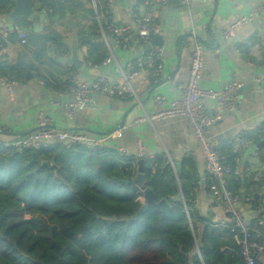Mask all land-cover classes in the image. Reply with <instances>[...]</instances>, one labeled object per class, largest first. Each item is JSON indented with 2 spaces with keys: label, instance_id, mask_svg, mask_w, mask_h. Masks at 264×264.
<instances>
[{
  "label": "crops",
  "instance_id": "1",
  "mask_svg": "<svg viewBox=\"0 0 264 264\" xmlns=\"http://www.w3.org/2000/svg\"><path fill=\"white\" fill-rule=\"evenodd\" d=\"M59 1L61 6L69 8L66 13H63L59 4L55 10L48 6L43 9L40 3L34 1L35 12L45 13L40 42L45 49L49 46V40L60 43L62 47L53 49V52L65 62L71 59L72 44L76 42L79 58L83 62L81 68H76L69 62L60 64L48 60L46 54L38 55L37 49L32 46L31 38L29 44L23 46L17 38L15 26L29 25L33 34V23L24 20L9 25L5 21L8 13L0 11V66H16V71L24 78V81L15 87L13 100L0 82L1 143L28 135L36 129L38 117L44 115L51 118L55 128L59 130L108 137L103 147H111L119 153L123 151L125 157L131 161L138 157L139 143L144 150V160H154L157 155L165 154L175 171L178 163L182 167L184 162L189 161L196 165L197 175L200 180H206L208 188L205 158L188 122L183 118H173L136 123L145 116H153L163 108L169 107L177 98L179 87L187 83L194 46L197 43L206 50L200 81L202 88L221 90L233 80L242 84L238 107L234 112L222 109L210 101L203 102L209 114H222V119L211 127L209 137L218 143L219 151L224 155L229 139L249 141L243 164L246 163L250 171L257 173L256 177L262 173L263 157L259 156L258 152L263 147L257 144L256 139H259L258 134L264 127V44L259 37L260 32L264 34V14L259 15L255 23L239 27L230 43L225 42L223 32L258 6L264 7V0H191L188 8H156L153 11L158 27L156 35L162 37V47L165 50L164 73L160 82L155 85L148 84L140 89V104L132 98L94 95L86 109L74 120H68L59 107L53 106L54 102H68L73 98L71 92L64 90L65 70L72 67L82 79L93 80L104 76L111 84H117L121 70L127 62L134 61L139 55L142 57L143 50H122L114 45V40L109 34L104 36L101 25L95 18V2L97 10L102 12L107 6L106 0H77L89 10L87 13L71 6L70 0ZM112 3L111 17L120 26L132 24L135 13L143 11L142 6L137 5L135 0L122 3L112 0ZM69 19L74 21V28L70 26ZM81 30L88 33V44L79 40ZM102 54L112 59L108 65L99 64L98 68L88 65V58L94 61ZM42 61L45 63L41 64ZM25 63L29 65L31 78L26 76ZM40 81L45 85L40 84ZM157 96L164 99V106L158 103ZM113 133L117 136L110 139L109 136ZM254 167L261 170L258 171ZM194 203L196 212L203 218L213 216L217 221L228 217L222 204L213 206L214 202L208 197H201L200 183ZM241 209L246 223L257 227V218L252 215L255 211L247 204L242 205ZM198 227L201 230L202 223H199ZM258 264H264V257L259 259Z\"/></svg>",
  "mask_w": 264,
  "mask_h": 264
},
{
  "label": "trees",
  "instance_id": "2",
  "mask_svg": "<svg viewBox=\"0 0 264 264\" xmlns=\"http://www.w3.org/2000/svg\"><path fill=\"white\" fill-rule=\"evenodd\" d=\"M34 1L43 9L59 4L63 13L69 10L59 0ZM69 4L89 11L77 0ZM13 6L12 0H0L1 12ZM87 35L85 30L78 35L83 44L89 43ZM106 59L105 54L88 58L93 65ZM16 70L0 66L23 78ZM227 145L225 155L219 152L223 164L233 166L236 153ZM33 153L0 144V264H245L230 228L196 212L201 180L195 164L184 162L177 176L167 156L159 154L144 160L142 185L136 181L140 159L131 161L111 147L94 151L56 144L38 151V159ZM247 166L230 179L229 190L245 196L242 205L258 212V221L264 169L258 178ZM146 189L155 203L146 202ZM181 193L184 201L178 200Z\"/></svg>",
  "mask_w": 264,
  "mask_h": 264
},
{
  "label": "built area",
  "instance_id": "3",
  "mask_svg": "<svg viewBox=\"0 0 264 264\" xmlns=\"http://www.w3.org/2000/svg\"><path fill=\"white\" fill-rule=\"evenodd\" d=\"M106 2L107 6L102 12L97 10L95 2V18L101 25L104 36L106 37V34H109L116 47L125 51L133 52L136 48H141L143 55L142 57L141 55L137 56L134 61L127 62L125 68L121 70V77L117 84H111L104 76L93 80H85L81 78L75 68H67L64 73L66 80L64 90L71 92L73 98L68 102H54L53 106L59 107L68 120H74L83 112L94 95H103L110 98H132L140 104L138 96L140 89L148 84H158L164 73L165 50L162 46L152 45L153 39L158 33L153 11L162 6L188 8L191 0H146L142 6L143 11L135 13L134 22L124 26L117 25L111 17L112 0H106ZM49 11L51 12V10ZM261 14H264V7L258 6L248 15L238 19L223 32L225 42L230 43L233 41L239 27L255 23ZM15 32L23 46L29 44L32 36L31 27L17 24ZM259 37L264 44V34L262 32H260ZM47 45L53 49H58L56 44L51 41H48ZM60 51L62 52V50ZM205 58L206 50L204 46L196 43L187 83L179 87L177 98L171 102L169 107L163 108L153 116H145L136 123L173 118H183L188 122L205 158V173L209 180L207 197L212 202L222 204L226 216H228L226 219L224 217L217 221L214 220L213 216L208 218L218 227L230 228L234 234L236 245L241 249L245 264H258L259 259L264 257V200L259 206L261 214L258 225L252 228L246 223L241 209L243 199L233 195L229 190L230 179L233 177L239 178L241 175L245 152L250 142L235 138L229 139L228 143L233 145L236 158L233 166L224 165V158L219 152L218 143L209 137L211 127L222 119V114L220 112L209 114L203 104L206 100L216 103L229 112L236 111L242 84L233 80L221 90L202 88L200 81L205 66ZM111 60L109 57L101 65L106 66ZM88 65L92 66L93 64L88 62ZM98 66L100 65H94L95 68H98ZM23 81L24 78H20L15 72L0 71V82L6 87L12 100L15 97V87ZM256 81L260 82L259 80ZM40 84L45 85L43 81H40ZM157 101L161 106H164V99L161 96H157ZM116 136L117 134L113 133L109 138ZM105 139H108V137L101 138L78 131L59 130L55 128L51 118L40 115L34 131L17 140L4 143V146L7 148L13 147L18 151L38 152L41 149L52 148L54 145L60 144L68 149L84 147L95 151L103 148ZM260 139L264 142V127ZM258 154L264 158V147L259 150ZM120 155L125 156L123 151ZM144 156V150L139 143L137 159H143ZM262 177L263 174L260 173L258 178ZM141 201L143 200L141 199ZM193 205H195L194 201Z\"/></svg>",
  "mask_w": 264,
  "mask_h": 264
},
{
  "label": "water",
  "instance_id": "4",
  "mask_svg": "<svg viewBox=\"0 0 264 264\" xmlns=\"http://www.w3.org/2000/svg\"><path fill=\"white\" fill-rule=\"evenodd\" d=\"M119 3H122L124 1H129V0H118ZM146 0H135L136 4L139 6H143ZM14 3V7L12 10L6 15L5 21L9 25H13L16 22L20 20H25L28 22L33 23V34L31 37L32 41V46L37 49V54L38 55H44L46 54V57L48 60H53L54 62H58L60 64L64 63H71L73 64L76 68H81L83 65V62L80 60L79 55H78V46L76 42L72 44V56L71 59L66 61L64 59H59L57 55L53 52V48L51 46H48L47 49L41 45L40 39H41V32L44 28L45 25V13L37 14L35 12V7H34V0H12ZM70 26L72 28L75 27L74 21L69 19ZM163 44V39L161 36L156 35L153 39L152 45L154 46H162ZM115 45V42H114ZM45 61H42L41 64H44ZM26 67V76L28 78H31V73H30V68L29 65L25 63ZM262 147H264V142L261 143ZM34 159H38V154L37 152L33 153ZM143 168H144V159H140L138 162V174L136 177V181L142 185L145 184V176L143 174ZM181 171V164L176 165V175L178 176ZM200 194L201 197L206 199L207 198V183L206 180L203 179L200 181ZM144 196L145 200L147 203H155V196L154 193L150 189L144 190ZM256 197H258L256 195ZM245 196L242 197L244 199ZM179 201H184V196L181 193L178 196ZM217 203L214 202L213 206H216ZM147 206L144 207L143 211L146 209ZM252 215L257 216L258 212L252 213Z\"/></svg>",
  "mask_w": 264,
  "mask_h": 264
},
{
  "label": "rangeland",
  "instance_id": "5",
  "mask_svg": "<svg viewBox=\"0 0 264 264\" xmlns=\"http://www.w3.org/2000/svg\"><path fill=\"white\" fill-rule=\"evenodd\" d=\"M20 21H24V20H20Z\"/></svg>",
  "mask_w": 264,
  "mask_h": 264
}]
</instances>
